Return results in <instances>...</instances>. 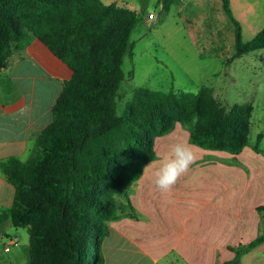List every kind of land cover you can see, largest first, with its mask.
I'll return each instance as SVG.
<instances>
[{
    "label": "trees",
    "instance_id": "1",
    "mask_svg": "<svg viewBox=\"0 0 264 264\" xmlns=\"http://www.w3.org/2000/svg\"><path fill=\"white\" fill-rule=\"evenodd\" d=\"M221 2L236 27L237 56L263 50L264 28L244 42L231 1ZM172 4L164 0L165 10ZM138 19L137 11L101 0H0V72L14 52L38 39L73 73L32 159L1 164L16 198L0 215V231L8 221L28 228L30 264H103L108 223L122 214L141 218L117 197L141 178L156 159L155 141L177 123L190 126L189 143L206 151L238 156L249 145L253 107L227 108L207 87L181 95L141 87L117 114L124 59ZM263 243L264 231L247 245L229 247L235 258L227 264Z\"/></svg>",
    "mask_w": 264,
    "mask_h": 264
},
{
    "label": "rangeland",
    "instance_id": "2",
    "mask_svg": "<svg viewBox=\"0 0 264 264\" xmlns=\"http://www.w3.org/2000/svg\"><path fill=\"white\" fill-rule=\"evenodd\" d=\"M101 1L106 5L116 3L139 14L131 36L133 47L124 59L125 78L116 97L118 115L123 114L134 92L141 87L177 95L196 94L207 87L227 108L241 104L253 107L249 145L240 155L195 146L197 159L189 172L170 192H160L153 184L160 158L172 144L189 143L191 127L177 123L172 132L155 141L156 161L145 166L141 178L117 197L118 203L129 202L136 210L155 206L161 209L162 218H166L165 211L171 206L185 205L188 200L195 221L208 213L211 219L223 217L226 224H239L237 216L241 209L243 231L244 227L263 226L264 49L237 56L236 27L224 13L221 0H173L168 11L164 0ZM230 1L233 15L242 28L243 41L249 42L264 28V0ZM152 14L155 18H151ZM186 187L194 191L192 201L182 191ZM216 191L230 194L226 197L214 194ZM210 192L213 195L205 197ZM256 212L260 215L255 216ZM122 215L118 221L131 219ZM95 247L96 240L92 252ZM258 252L244 257H253ZM259 257H264V248Z\"/></svg>",
    "mask_w": 264,
    "mask_h": 264
},
{
    "label": "crops",
    "instance_id": "3",
    "mask_svg": "<svg viewBox=\"0 0 264 264\" xmlns=\"http://www.w3.org/2000/svg\"><path fill=\"white\" fill-rule=\"evenodd\" d=\"M72 74L38 39L14 52L7 67L1 70L0 215L13 207L16 198V188L3 173L1 164L10 159L22 162L32 159L36 139L53 122V108ZM182 191L192 201L194 191L187 187ZM214 194L227 197L230 193L216 191ZM210 195L213 192L205 197ZM171 207L165 211L166 218H162L161 209L144 206L137 208L139 220L111 223L102 247L103 264H227L235 258L229 247L247 245L264 231V225L244 227L243 231L241 209L237 216L239 224H226L225 218L211 219L208 213L195 221L188 200L185 205ZM258 215L256 212L255 216ZM13 239L16 245L5 251ZM0 244H3L0 264H30L28 228H14L8 221L0 231ZM262 248L264 243L253 250L259 251L257 255L242 257L236 264H264V257H259Z\"/></svg>",
    "mask_w": 264,
    "mask_h": 264
},
{
    "label": "clouds",
    "instance_id": "4",
    "mask_svg": "<svg viewBox=\"0 0 264 264\" xmlns=\"http://www.w3.org/2000/svg\"><path fill=\"white\" fill-rule=\"evenodd\" d=\"M119 114V113H118ZM195 146L180 141L171 145L159 161L153 176V184L162 193L170 192L180 178L186 175L197 159Z\"/></svg>",
    "mask_w": 264,
    "mask_h": 264
},
{
    "label": "built area",
    "instance_id": "5",
    "mask_svg": "<svg viewBox=\"0 0 264 264\" xmlns=\"http://www.w3.org/2000/svg\"><path fill=\"white\" fill-rule=\"evenodd\" d=\"M156 17H158L157 14H156ZM151 18H155V15L152 14V15H151ZM16 243H17V241H16L15 239L11 240L10 243L6 246L5 251H9L10 247H11L12 245H16Z\"/></svg>",
    "mask_w": 264,
    "mask_h": 264
}]
</instances>
